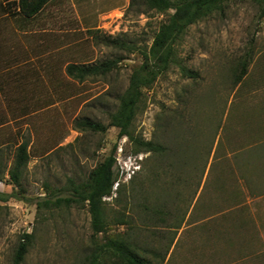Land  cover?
<instances>
[{
    "label": "rangeland",
    "instance_id": "obj_1",
    "mask_svg": "<svg viewBox=\"0 0 264 264\" xmlns=\"http://www.w3.org/2000/svg\"><path fill=\"white\" fill-rule=\"evenodd\" d=\"M127 7L108 15L109 22L97 32L85 31L78 46L70 49L72 57L93 63L123 57L118 66L79 82L78 93L59 104L61 111L29 119L34 141L21 183L14 187L6 174L0 187V264L12 263L24 233H31V238L20 264L81 263L92 235L87 207L45 211L37 210L36 203L45 197V184L60 187L69 177L83 180L115 145L119 192L105 198L104 211L111 219L106 234L135 232L144 244L152 240L149 233L157 231L163 237L156 245L162 252L172 242L163 264H264V194L250 196L241 183L245 200L242 192L233 197L238 187L234 155L243 156L245 146L264 141V17H258V5L236 0L223 15L214 13L192 24L177 46V57L198 76L185 77L173 65L143 90L133 134L177 145L187 129L189 138L183 146L188 164L183 169L158 168L155 160L150 161L155 163L152 167L143 166L150 154H132L134 143L126 136L119 138L114 126L103 132L74 127L75 118L108 123L117 95L126 88L132 67L141 61L140 51L151 44L159 22L167 16L138 14L135 9L126 11ZM102 34L121 35L135 46L134 52L104 45L97 38ZM248 53L247 73L233 85L232 66ZM174 112H181L186 120L180 128L178 124L162 133L160 128ZM23 138L31 141V134ZM15 145L1 149L2 167L8 168ZM203 158L207 163L199 179L194 168ZM115 196L119 202L112 201ZM148 205L161 210L164 222L145 218ZM117 211L127 213L132 225L112 218ZM99 238L103 239L102 233Z\"/></svg>",
    "mask_w": 264,
    "mask_h": 264
},
{
    "label": "trees",
    "instance_id": "obj_2",
    "mask_svg": "<svg viewBox=\"0 0 264 264\" xmlns=\"http://www.w3.org/2000/svg\"><path fill=\"white\" fill-rule=\"evenodd\" d=\"M49 1L18 0V4L22 14L33 16ZM233 1L236 0H130L126 11L135 9L138 14L146 15L149 12H154L166 14L167 16L159 22L151 44L145 50L140 51L142 55L141 61L132 67L126 88L117 95L116 108L109 113L108 123L104 124L87 117L75 118L73 121L74 127L80 131L89 129L103 132L107 126H114L118 129L119 138L126 136L128 141L134 143L132 154H150L144 160V163L143 161H138L143 166L146 163L152 167L155 163H158L157 167L163 169L185 168L188 164L187 157L184 154L187 151V146L183 145L189 138L187 129L182 130L179 144L173 145L172 142L163 143L152 138L147 140L141 135H134L131 128L144 98L143 90L150 88L156 79L165 74L171 66L179 67L181 74L185 77L195 78L198 76L197 72L180 63L177 57V46L192 24H196L214 13L223 15L226 8ZM250 1L258 5V17L259 19L263 18L264 0ZM92 30L86 31L95 33L99 29H96V31ZM97 38L104 45H114L134 52L135 46L130 45L129 41L121 35L102 34L100 37L97 36ZM122 59L123 57H117L103 59L96 63L69 64L67 72L75 79L83 81L88 77L106 75L117 67ZM250 61L251 55L249 53L244 54L232 66L233 85H237L243 80ZM185 120L186 118L181 112L171 113L169 120L166 123L163 122L164 125L160 130L165 133L170 131L168 129H172L178 124V128H180ZM116 148L117 145L112 148L107 157L89 170L83 180L77 181L69 177L67 178V183L60 187L45 184V197L36 203V208L37 210L59 211L62 208L78 207L79 205L87 207L91 218L92 235L90 237L89 252L84 255L80 264H163L167 250L172 242L166 243L162 252L160 246H156L159 244L158 241L163 239L157 231H151L149 237L152 240L144 244L139 240L140 237H134L135 232L106 234L109 230L111 219H109L108 215L106 216L104 211L105 205L108 203L105 198L112 197L113 193L119 192V189L115 186L116 180L119 178V169L114 171ZM181 153H183L184 157L180 156ZM29 157L28 144L22 142L16 147L13 160L8 168L2 167L0 159V180H4L7 173L9 182L14 187H18L21 183L23 171L27 167ZM257 159L260 161H257ZM153 160H155V163L150 162H154ZM233 160L238 165L236 168L239 173L235 174L238 187L233 190V197L235 198L238 194L241 195L240 193L242 192L243 201L245 200V192L240 189L241 183L245 185L250 196L264 194V141L262 143L257 141L245 146L243 156L236 154ZM206 163L207 158H203L200 165H195L194 170L199 173V179L206 167ZM241 167H244V169H241ZM131 171L133 172L132 177H135V170ZM113 187H115V190ZM112 201L119 202L118 197H113ZM144 209L146 210L145 218L149 220L158 218L161 212L157 207L151 205L144 207ZM117 213V217L113 216L112 218L118 220L121 224H131L132 218L127 213H121V211H117ZM157 220L164 222L163 218ZM244 222L241 220L240 226ZM176 225V227H179V224ZM99 233L103 234V239L99 238ZM21 238L22 241H19L16 247L11 264H20L22 262L28 249L31 233H24Z\"/></svg>",
    "mask_w": 264,
    "mask_h": 264
},
{
    "label": "crops",
    "instance_id": "obj_3",
    "mask_svg": "<svg viewBox=\"0 0 264 264\" xmlns=\"http://www.w3.org/2000/svg\"><path fill=\"white\" fill-rule=\"evenodd\" d=\"M129 2L50 0L35 15L26 16L18 0H0V151L16 144L15 152L22 142L29 151L34 141L29 119L61 111L59 104L78 93L79 82L84 81L72 77L67 66L93 63L72 57L71 47L78 46L86 30L107 24L108 15L122 13ZM28 133L31 141L23 138Z\"/></svg>",
    "mask_w": 264,
    "mask_h": 264
},
{
    "label": "built area",
    "instance_id": "obj_4",
    "mask_svg": "<svg viewBox=\"0 0 264 264\" xmlns=\"http://www.w3.org/2000/svg\"><path fill=\"white\" fill-rule=\"evenodd\" d=\"M4 185V181L0 180V187Z\"/></svg>",
    "mask_w": 264,
    "mask_h": 264
},
{
    "label": "clouds",
    "instance_id": "obj_5",
    "mask_svg": "<svg viewBox=\"0 0 264 264\" xmlns=\"http://www.w3.org/2000/svg\"><path fill=\"white\" fill-rule=\"evenodd\" d=\"M133 166H135V165L133 164Z\"/></svg>",
    "mask_w": 264,
    "mask_h": 264
}]
</instances>
